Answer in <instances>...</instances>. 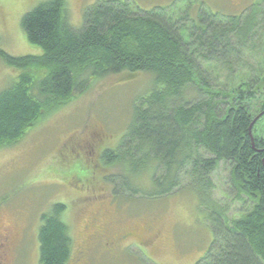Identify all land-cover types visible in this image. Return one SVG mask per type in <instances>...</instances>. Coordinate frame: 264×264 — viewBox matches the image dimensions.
Masks as SVG:
<instances>
[{"label":"trees","instance_id":"obj_1","mask_svg":"<svg viewBox=\"0 0 264 264\" xmlns=\"http://www.w3.org/2000/svg\"><path fill=\"white\" fill-rule=\"evenodd\" d=\"M260 5L233 16L203 13L194 22L167 7L132 10L126 1L98 0L75 28L66 0L41 2L22 16L20 26L43 52L11 57L0 49L7 64L21 69L18 81L0 91V149L18 143L45 114L85 92L95 79L149 72L155 87L141 97L119 140L126 142V153L106 147L100 158L108 164L123 160L131 170L139 164L152 169L156 194L171 192L182 179L202 206L212 187L210 173L221 161L230 165L236 198L249 206L234 218L214 203L205 208L212 242L195 264H264V153L251 147L245 117L264 96V72H246L247 79L233 89L213 88L202 65L220 63L236 74L233 63L240 56L264 48ZM189 86L199 92L195 101L184 94ZM133 151L142 161L133 160ZM65 207L57 203L41 216L40 264L71 260L70 229L60 217Z\"/></svg>","mask_w":264,"mask_h":264},{"label":"rangeland","instance_id":"obj_2","mask_svg":"<svg viewBox=\"0 0 264 264\" xmlns=\"http://www.w3.org/2000/svg\"><path fill=\"white\" fill-rule=\"evenodd\" d=\"M44 1L0 0L2 51L11 57L43 52L26 39L20 20ZM97 1L66 0L70 23L80 28L84 12ZM120 1H126L132 10L158 6L167 7L166 12L172 14L185 12L194 22L203 13L233 16L262 3L259 35L264 34V0ZM260 49L248 55L246 51L233 63L236 74L228 73L220 63L202 62L211 87L233 89L247 79L246 72H264V48ZM20 72L0 57V91L17 82ZM153 85L149 72L97 78L85 92L45 114L18 143L0 149V237L6 234L4 240L0 238V264H40L41 216L57 203L66 206L60 217L72 237L69 264H195L212 242L205 208L214 203L225 208L229 218L247 209L248 202H240L231 187L230 165L222 161L209 175L212 187L206 191L205 206L182 179L171 192L156 194L152 169L139 164L131 170L123 160L103 162L100 152L106 147L126 153L122 151L126 142L119 140L130 128L141 97ZM184 94L190 101L200 97L192 86ZM137 143L133 140L130 145L136 147ZM132 154L137 163L142 161L140 152ZM161 175L157 173V177ZM96 226L107 228L106 236L129 233V237L105 252L103 244L108 240L100 236L86 256L79 258L84 239Z\"/></svg>","mask_w":264,"mask_h":264},{"label":"flooded vegetation","instance_id":"obj_3","mask_svg":"<svg viewBox=\"0 0 264 264\" xmlns=\"http://www.w3.org/2000/svg\"><path fill=\"white\" fill-rule=\"evenodd\" d=\"M246 113L247 114H245V117L248 122V136L251 147L255 150L257 154H262L264 153V96L260 101V104H258L256 108H253L251 110V113ZM262 163L264 164V157H262ZM106 235L107 228H102L101 226H96L91 231H89L80 249L79 258L80 256H86L87 252L89 251L90 247L93 245L96 239H98L100 236L105 237ZM1 237L4 240L6 234H3ZM128 237L129 233L106 236V239L108 241L103 244L104 251L109 252L113 248V246H115V243L117 245L118 243L127 240ZM1 245L2 244L0 242V250Z\"/></svg>","mask_w":264,"mask_h":264}]
</instances>
